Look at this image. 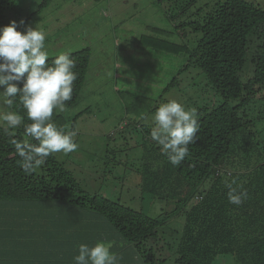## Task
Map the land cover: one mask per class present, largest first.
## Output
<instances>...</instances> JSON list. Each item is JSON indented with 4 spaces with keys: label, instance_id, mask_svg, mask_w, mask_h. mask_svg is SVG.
<instances>
[{
    "label": "trees",
    "instance_id": "16d2710c",
    "mask_svg": "<svg viewBox=\"0 0 264 264\" xmlns=\"http://www.w3.org/2000/svg\"><path fill=\"white\" fill-rule=\"evenodd\" d=\"M39 1L38 8L48 3ZM156 1L167 2L178 14L187 15L188 22L176 24L174 29L189 26L197 38L190 48L169 41V35L140 41L170 55L184 54L201 71L214 96L222 98L221 103L196 111L199 132L195 143L188 146L189 156L179 166L161 154L151 140L152 129H143L145 151L137 170L138 189L142 197L150 198L153 205L163 203L164 208L152 217L107 198L90 196L53 153L44 165L25 174L21 158L9 143L10 138L28 139L24 125L31 123L17 97L12 110L19 111L23 122L9 130L15 136L9 137L0 126V208L6 209L0 216V259L7 260L2 264H74L80 244L91 247L98 241L112 243L119 264H149L161 247L160 229L176 228L177 218L183 224L173 264H213L216 256L227 254L238 264H264V161L260 157H264V132L257 142L254 119L250 118L251 107L264 103V8L246 0ZM23 21L18 31L26 27ZM71 56L78 79L66 107L77 100L90 54L85 48ZM55 58L49 57L48 62ZM146 76L139 77V82L151 84ZM177 82L171 78L161 91ZM145 86L134 84L138 94L130 96H138V102L133 104V113L151 101V97L141 96ZM77 116L69 119L53 112L52 120L60 129H73ZM241 151L243 156L235 158V152ZM232 180L248 193L240 206L228 202L226 184ZM23 213L27 224L21 222Z\"/></svg>",
    "mask_w": 264,
    "mask_h": 264
},
{
    "label": "rangeland",
    "instance_id": "374dc122",
    "mask_svg": "<svg viewBox=\"0 0 264 264\" xmlns=\"http://www.w3.org/2000/svg\"><path fill=\"white\" fill-rule=\"evenodd\" d=\"M246 1L264 8V0ZM39 3V0H0V27L24 19L26 26H38L46 32L48 58L85 48L90 54L75 104L64 112L54 110L69 119L78 115L73 129L63 130L77 132L74 139L79 147L68 154L53 155L72 173L84 193L157 216L164 208L163 203L153 205L138 189L137 170L145 151L143 129H152L155 110L169 100H177L186 109L196 111L222 102L207 86L201 71L187 61L184 54L170 55L140 41L169 35V41H179L190 48L197 38L191 28L174 29V25L188 22V16L178 14L179 10L173 5L156 0H48L46 6L38 8ZM190 12L192 8L188 9V14ZM179 69L180 73L176 74ZM145 74L151 84L139 82V77L142 80ZM171 78H175L177 84L162 92ZM135 82L143 87L146 83L147 90L141 96L151 97L149 105L141 107L137 113H133V104L138 102V96H130L138 94ZM250 115L259 142L264 132V103L251 107ZM232 147L234 151V144ZM241 154L235 152L234 157L240 159L242 151ZM260 157L264 161V157ZM176 220H179L176 228L160 229L162 236L159 234L158 244L163 249L158 247L156 260L149 264H173L183 224L182 218ZM213 264L238 263L233 255L227 254L216 256Z\"/></svg>",
    "mask_w": 264,
    "mask_h": 264
},
{
    "label": "clouds",
    "instance_id": "9594fccd",
    "mask_svg": "<svg viewBox=\"0 0 264 264\" xmlns=\"http://www.w3.org/2000/svg\"><path fill=\"white\" fill-rule=\"evenodd\" d=\"M24 24L23 20L19 24L10 21L7 26L0 27V88H3L0 91V126L9 137L15 136V131L9 130H15L23 122L19 111L12 110L18 97L31 121L24 125V135L28 139L10 138L9 143L21 158L22 170L31 174L45 164L50 154H68L79 147L74 139L77 132L60 129L52 120L54 110H67L66 102L73 98L78 73L74 71L76 61L70 51L62 52L49 63L46 32L38 26H26L18 31ZM153 120L151 140L170 164L179 166L189 156L188 146L195 143L199 132L196 110L186 109L184 104L173 99L155 110ZM226 187L230 204L240 206L248 198L247 191L236 180ZM112 247V243L106 241H98L91 247L80 244L74 264H119L120 257L111 251Z\"/></svg>",
    "mask_w": 264,
    "mask_h": 264
},
{
    "label": "crops",
    "instance_id": "0c3cea01",
    "mask_svg": "<svg viewBox=\"0 0 264 264\" xmlns=\"http://www.w3.org/2000/svg\"><path fill=\"white\" fill-rule=\"evenodd\" d=\"M6 211V209H3V208H0V216H1V214L3 213V212H5ZM28 215V214H27ZM13 216H15V215H13ZM21 216H23V220L21 221V222H23V223H25V224H27V218H26V215L23 213V214H21ZM12 222H14L15 224L17 223V221H12ZM28 223H29V221H28ZM2 241L0 242V249H1V247H2ZM10 247H11V245H9ZM1 251H2V249H1ZM5 262H7V260L5 259V261H2V259H0V264H2V263H5Z\"/></svg>",
    "mask_w": 264,
    "mask_h": 264
}]
</instances>
